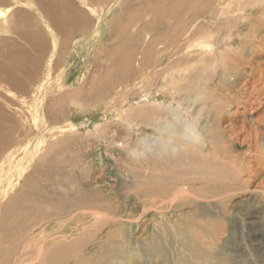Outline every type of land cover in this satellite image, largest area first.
<instances>
[{"label": "rangeland", "instance_id": "374dc122", "mask_svg": "<svg viewBox=\"0 0 264 264\" xmlns=\"http://www.w3.org/2000/svg\"><path fill=\"white\" fill-rule=\"evenodd\" d=\"M119 1L111 3V11H118ZM0 7L7 14L9 8ZM222 14L239 18L221 27L212 20L214 27L197 36L178 29L146 33V40L163 39L150 54L158 62H142L144 53L136 49L124 64L97 52L99 39L111 36L103 19L75 36L67 51L50 46L42 89L58 94L80 87L90 91L103 82L113 87L83 109L67 102L62 124L48 126L46 114H34L38 128L18 151L24 170L10 189L18 192L21 208L11 217L28 220L33 235L13 252L11 264H264V30L249 25L259 20L256 13ZM115 21L117 26L120 20ZM231 26L237 29L234 40L244 42L232 63V53L211 50L209 42L216 31L227 36ZM46 27L55 44L54 31ZM149 90L156 100L144 101L141 95ZM134 96L140 100L130 102ZM31 166L42 170L34 191L22 188ZM79 190L86 194L83 203L97 200V207L69 209ZM27 192L59 201L62 217L53 222L82 211L65 227L83 229L72 236L80 239L75 258L56 260L53 238L64 237L65 228L43 229L49 222L25 203ZM93 216L98 222L86 225ZM18 229L16 221L9 239L0 232V254L15 243ZM41 243L47 244L43 255Z\"/></svg>", "mask_w": 264, "mask_h": 264}, {"label": "bare ground", "instance_id": "6f19581e", "mask_svg": "<svg viewBox=\"0 0 264 264\" xmlns=\"http://www.w3.org/2000/svg\"><path fill=\"white\" fill-rule=\"evenodd\" d=\"M112 2L115 3L116 0H0V6L9 8L7 14L0 13V184H2L0 190V232L1 234L4 232V238L9 239L14 237V233H11L12 224L17 221V226L22 228L15 230L18 236L15 243L0 254V258H3L0 264H11L10 258H12L13 252L24 248L25 241L28 243L30 235H33V231L27 229L26 222L28 220L11 217L12 213L19 216L21 208H18L17 205L18 192H11L10 189L21 178L24 170V167L19 166L21 158L19 159L18 151L23 150V147L26 146L23 144L30 140L32 131H36L38 128L36 124L38 120L34 114L37 117L46 114L49 119L45 124L48 126L62 124L70 110L67 107V102H77L76 107L83 109L85 105H88L87 100L104 96L113 87L110 82H103L99 86H94L90 91H86L85 87H80L71 88L69 91L59 90L58 94L57 89H53V91L49 88L42 89L40 80L45 72V58L50 46L56 47L60 51L64 49L67 51L75 36L85 34L100 19H103L105 26L110 29L111 36H104L102 42L99 39L101 45H98L97 52L108 56L112 62L124 64L125 60L131 56L132 51L136 49L144 53L142 62H148V60L158 62V58L150 54L155 50L158 40L162 39L161 35L150 37L147 40L144 38L146 33L151 34L152 31L159 30L165 33L171 29H178L179 33L187 31L189 34L200 35L208 28L214 27L215 22L212 20L218 19L216 26L220 27L227 22L234 24L239 18L236 15L229 17L225 14L224 17H221L222 13L232 9L246 13L247 16L258 14L259 20L250 22L249 25L264 30V0H256L255 6H250L249 1L245 0H120L116 6L117 12L111 11ZM116 19L120 22L114 26ZM192 21L195 23L193 24ZM46 26L51 27L54 31L57 38L55 44L52 43L53 36L50 38L46 35ZM236 31L237 29L232 26L229 28L227 36L222 35L221 31H216L211 34L209 41L211 50L219 47L225 56L232 53L231 63L236 61L238 56L240 57L241 51L244 49V42L234 40L233 34ZM205 41L203 39V43H206L204 45L207 46ZM147 54L151 56L149 59L148 56L146 57ZM96 80L97 76L93 82ZM97 82H100V79ZM59 88L61 89L60 86ZM151 91L143 92L141 96L145 99L144 101L150 102L156 98L154 97L155 93L150 94ZM6 93L15 94L21 99L19 101L11 99ZM139 100L134 96L130 102ZM73 108H75V104ZM61 126L62 129L69 131L63 125ZM63 139L62 137L61 140L64 142ZM76 140L78 139L72 138L71 142L78 143ZM11 168H13L12 172ZM40 174H42L40 168L31 166V172L22 178V188H31V191H34L35 189L32 188ZM13 177H16L15 183L12 181ZM163 188L165 189L164 186ZM38 190H41V187ZM41 191L44 192V190ZM75 196L77 199L67 206L69 209H73L72 205L80 209L86 204L93 208L97 207V200L83 203L82 200L86 194L82 191L79 190ZM10 197H15L16 204L5 203L6 198ZM52 199L42 201L28 192L24 195L25 203L31 205L32 209L40 215V219H42L40 221L47 220L49 222L41 225L43 229L48 228L55 231L57 228H65L72 219L83 216L82 211L79 210L77 213L68 215L67 221L53 222V219L62 216L59 214L60 212H57L58 207L61 208L59 201ZM62 201L64 198H60V203ZM96 222L98 219L93 216V218H89L86 225ZM82 231L83 229L79 227L74 231L67 227L64 230L66 233L64 237L55 236L53 238L57 239L55 240L56 248L52 249L59 254L56 260H63L67 257L75 258L73 252L78 249L77 245L80 239L73 240L72 236L78 235ZM36 243H39V240ZM46 245L41 243V250L45 249ZM43 251H40L41 255H43ZM81 254V250L77 252V255ZM51 258H55V256L51 254Z\"/></svg>", "mask_w": 264, "mask_h": 264}]
</instances>
